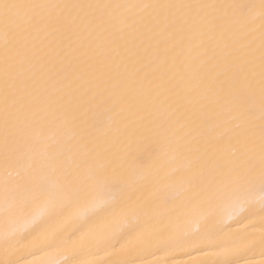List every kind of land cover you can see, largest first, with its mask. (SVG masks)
<instances>
[{"label": "snow or ice", "instance_id": "6c2138e0", "mask_svg": "<svg viewBox=\"0 0 264 264\" xmlns=\"http://www.w3.org/2000/svg\"><path fill=\"white\" fill-rule=\"evenodd\" d=\"M0 264H264V0H0Z\"/></svg>", "mask_w": 264, "mask_h": 264}, {"label": "bare ground", "instance_id": "6f19581e", "mask_svg": "<svg viewBox=\"0 0 264 264\" xmlns=\"http://www.w3.org/2000/svg\"><path fill=\"white\" fill-rule=\"evenodd\" d=\"M184 259H187V257H184Z\"/></svg>", "mask_w": 264, "mask_h": 264}]
</instances>
